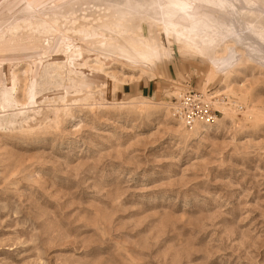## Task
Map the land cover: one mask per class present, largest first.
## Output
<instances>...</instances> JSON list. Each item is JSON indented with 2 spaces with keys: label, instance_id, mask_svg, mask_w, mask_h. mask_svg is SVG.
Instances as JSON below:
<instances>
[{
  "label": "rangeland",
  "instance_id": "rangeland-1",
  "mask_svg": "<svg viewBox=\"0 0 264 264\" xmlns=\"http://www.w3.org/2000/svg\"><path fill=\"white\" fill-rule=\"evenodd\" d=\"M229 1L200 6L239 32L219 69L159 27L147 66L68 33L83 82L40 60V39L0 54V264H264V4ZM148 79L154 96L121 90ZM188 87L213 96L215 123L172 115Z\"/></svg>",
  "mask_w": 264,
  "mask_h": 264
},
{
  "label": "bare ground",
  "instance_id": "bare-ground-1",
  "mask_svg": "<svg viewBox=\"0 0 264 264\" xmlns=\"http://www.w3.org/2000/svg\"><path fill=\"white\" fill-rule=\"evenodd\" d=\"M240 1L249 9L258 8V1L264 4V0ZM37 2L1 0L0 54L5 49L40 39L36 44L38 58L42 60L48 56L59 65L61 76L76 82L85 80L82 71L85 66L82 65H86L87 61H75L82 56V46L74 42L68 33L78 36L81 42L98 39V43L92 47L104 58L147 66L159 61L163 53L152 33L153 28L159 27L179 42L181 47L193 49L209 58L218 69L220 65L230 64L232 57V53L220 55L218 47L223 44H220L222 37L226 32L239 35L236 26L219 22L216 15L200 9L201 5L222 12L225 8L234 9L237 4L234 6L229 0H63L49 6L41 5L44 9H38ZM67 21L73 24L69 28L71 32L65 26ZM144 26L150 27L147 29L148 34L144 33ZM70 55L73 58L69 59ZM76 65L81 68L78 70ZM94 65L101 66L98 62Z\"/></svg>",
  "mask_w": 264,
  "mask_h": 264
},
{
  "label": "built area",
  "instance_id": "built-area-1",
  "mask_svg": "<svg viewBox=\"0 0 264 264\" xmlns=\"http://www.w3.org/2000/svg\"><path fill=\"white\" fill-rule=\"evenodd\" d=\"M212 100L202 91L188 87L175 100L172 115L187 126L212 124L219 114Z\"/></svg>",
  "mask_w": 264,
  "mask_h": 264
},
{
  "label": "crops",
  "instance_id": "crops-1",
  "mask_svg": "<svg viewBox=\"0 0 264 264\" xmlns=\"http://www.w3.org/2000/svg\"><path fill=\"white\" fill-rule=\"evenodd\" d=\"M39 1V0H38ZM47 0H42L40 2L43 4ZM63 1L59 0L58 2ZM56 3V2H53ZM161 86V82H159L156 79H148V80H142V81H130L126 82L125 84L122 85L121 90L124 93H133L135 91L139 92L142 97H151L154 96L159 88Z\"/></svg>",
  "mask_w": 264,
  "mask_h": 264
}]
</instances>
